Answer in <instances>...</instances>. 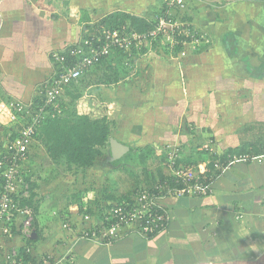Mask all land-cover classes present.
I'll use <instances>...</instances> for the list:
<instances>
[{
  "label": "crops",
  "instance_id": "0c3cea01",
  "mask_svg": "<svg viewBox=\"0 0 264 264\" xmlns=\"http://www.w3.org/2000/svg\"><path fill=\"white\" fill-rule=\"evenodd\" d=\"M186 2L181 18L206 31L209 46L179 61L148 53L116 67L108 57L86 71L94 68L102 78L107 67L126 68L130 75L109 84L88 75L85 83L91 92L113 88V134L121 144L128 145L130 134L137 145L150 146L149 163L138 168L149 181L117 202L165 179L166 147L174 144L182 163L210 176L209 192L167 199L170 218L160 233L126 232L108 240L65 231L66 222L74 229L96 225L99 210L89 214L73 203L61 214L62 206L51 205L48 194L43 198L40 185L30 235L13 226L0 246L29 248V258L46 264H264V0ZM161 8L162 0H0V152L12 131L5 105L35 101L36 88L52 73V51L77 43L111 13L150 21Z\"/></svg>",
  "mask_w": 264,
  "mask_h": 264
},
{
  "label": "built area",
  "instance_id": "2783aa9c",
  "mask_svg": "<svg viewBox=\"0 0 264 264\" xmlns=\"http://www.w3.org/2000/svg\"><path fill=\"white\" fill-rule=\"evenodd\" d=\"M186 3V0H162L161 10L153 11L150 17L152 27L143 32L131 30L127 23L113 29L96 25L86 30L77 43L50 53L52 73L36 88V102L10 101L5 105L9 124L16 128L10 133L11 136L15 133L14 137L7 140L0 152L1 239L13 236V226H19L23 235H30L35 213L32 206L22 203V199L28 197L29 188L23 179L24 164L39 143L36 135L42 122L62 113L64 87L114 53L123 54L126 65L131 59L148 53L179 61L193 50L210 45L206 31L181 18ZM166 148L167 176L164 180L141 187L130 197L102 209L94 226L74 229L66 222L62 228L81 237L101 234L108 240L117 239L126 232L150 236L164 231L170 218L167 199L206 195L211 181L210 176L181 162L177 144ZM89 219L88 214L83 217L84 221ZM29 252V248L22 252L13 244L2 245L0 264H46L45 260L29 258Z\"/></svg>",
  "mask_w": 264,
  "mask_h": 264
},
{
  "label": "rangeland",
  "instance_id": "374dc122",
  "mask_svg": "<svg viewBox=\"0 0 264 264\" xmlns=\"http://www.w3.org/2000/svg\"><path fill=\"white\" fill-rule=\"evenodd\" d=\"M119 64L121 62L116 67L120 66ZM95 70L93 68L91 71H86L81 76L84 79V83L79 82L69 88L68 93H63L65 98L64 105H66L65 111L74 112L75 114H85L90 119L114 121L116 125V116L113 111L118 105L114 103L117 106L109 105L110 100L115 95L113 88H109L107 85L106 87H102V89H105L102 92L98 91V88L95 92H91L94 88H91V91H87L86 78L88 75L89 77L95 75L93 73ZM130 73L131 71L128 74L130 75ZM97 79L95 75L93 81ZM86 82L88 83V81ZM8 128L14 130L16 126L9 124ZM117 133L120 137H124L125 135V132ZM132 137L129 134L128 145L130 147L139 150L147 145L143 143L141 146L137 145V138L135 136L134 138ZM201 149L205 150L208 147H201ZM44 152L42 145L39 143L33 147L32 154L34 157H31L24 169L28 168L30 172H28V175L23 172V179L28 183V186H30L31 182L36 184L37 187L42 185L43 198L48 194L50 196L48 201L51 202V205L54 202H59V205L62 206L59 209L61 214L67 212L68 206L73 203H77L82 212L93 211L94 213L102 207H107L113 202L119 201L126 192L132 191L135 186L149 181V177H140L141 175L138 173V168L141 169L143 165L149 163L146 160L147 154H144V152L136 153L138 151H135L134 154L127 152L128 155L125 156L124 161L123 158L116 160L108 144L104 149L103 155L96 159L95 163L91 166L92 169L88 171L87 168L76 170L73 167H68L63 161L54 163ZM158 157V155L155 156V159H153L154 163ZM154 167L156 166L152 168ZM141 179L144 181H141ZM138 181L141 182L137 183ZM28 191L29 193L32 192L30 187ZM25 199L23 198L22 201Z\"/></svg>",
  "mask_w": 264,
  "mask_h": 264
},
{
  "label": "trees",
  "instance_id": "16d2710c",
  "mask_svg": "<svg viewBox=\"0 0 264 264\" xmlns=\"http://www.w3.org/2000/svg\"><path fill=\"white\" fill-rule=\"evenodd\" d=\"M124 23H127L131 30L133 29L138 32L149 30L153 25L151 21L143 17L125 12L111 13L100 20L101 25L111 29L118 28ZM110 58L118 63L124 62V55L121 53L111 54ZM107 68H109L110 72L103 74L102 78H98L96 83L109 84L117 82L129 72L126 68H123L121 72L113 67ZM97 69L100 70V68ZM79 82L84 83V79L80 77L76 82L70 83L64 87V92L68 93V89ZM34 102H36V99ZM65 109L66 105L63 102L62 113L56 117L46 118L37 130V141L42 145L47 156L54 163L63 161L68 167H73L76 170H84L91 167L96 159L103 155L104 149L109 144L111 138L118 142L121 141V139L113 134L114 121L90 119L85 114H75L74 112L65 111ZM14 135L15 133L11 137H14ZM127 146L129 147L128 153L130 152L131 154L135 151L144 152L147 155L150 153V146L148 145L139 150L129 145ZM29 187L32 190L30 192L31 197L25 199L22 203H27L31 206L32 198L35 196L34 190L37 188V185L31 182ZM107 207H102L99 213ZM85 212L91 213V211Z\"/></svg>",
  "mask_w": 264,
  "mask_h": 264
},
{
  "label": "water",
  "instance_id": "95a60500",
  "mask_svg": "<svg viewBox=\"0 0 264 264\" xmlns=\"http://www.w3.org/2000/svg\"><path fill=\"white\" fill-rule=\"evenodd\" d=\"M109 145L111 148L112 155L115 157L116 160L121 159L124 152L129 149L127 145L121 144L113 138L109 140Z\"/></svg>",
  "mask_w": 264,
  "mask_h": 264
}]
</instances>
